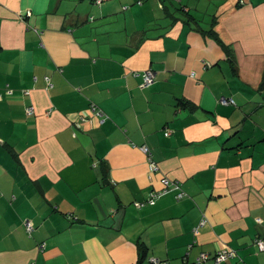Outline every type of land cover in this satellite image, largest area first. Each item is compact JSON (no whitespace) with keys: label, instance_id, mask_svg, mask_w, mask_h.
Masks as SVG:
<instances>
[{"label":"crops","instance_id":"1","mask_svg":"<svg viewBox=\"0 0 264 264\" xmlns=\"http://www.w3.org/2000/svg\"><path fill=\"white\" fill-rule=\"evenodd\" d=\"M0 264H264V0H0Z\"/></svg>","mask_w":264,"mask_h":264},{"label":"built area","instance_id":"2","mask_svg":"<svg viewBox=\"0 0 264 264\" xmlns=\"http://www.w3.org/2000/svg\"><path fill=\"white\" fill-rule=\"evenodd\" d=\"M137 75L140 76L141 80H142V85H145V86H149L151 83H153L154 79H155V73L153 70L151 69H145L143 71H140L139 73H137ZM222 103L226 104V103H234L233 99L232 98H222L220 100ZM27 111L29 113L32 112V109L31 108H28ZM167 134V133H166ZM142 150L145 152V153H148L147 151V148L146 147H142ZM156 170V166L155 164L151 161L149 162V171L152 172V171H155ZM161 182H162V185H163V188L161 191H155V192H150V195L147 199V202L149 204H152L154 203V199L160 194V193H163V192H166L167 191V186L170 184L169 182V179L167 178H162L161 179ZM173 186L175 188H177V184L176 183H172ZM178 197L181 196V194H178L177 195ZM138 206H142L143 203H139L137 204ZM25 225V229L27 232H30L32 230V224L30 222H25L24 223ZM258 244L260 245V248H262V242L261 241H258ZM233 251L230 250V249H222L221 251L217 252L216 254H214L212 256V258L216 261V262H221L225 259H227L228 257H230L231 255H233ZM208 254L207 253H201L197 258H196V262L200 263V262H203L205 261L207 258H208ZM152 261L154 262H157V260L155 259H152Z\"/></svg>","mask_w":264,"mask_h":264}]
</instances>
